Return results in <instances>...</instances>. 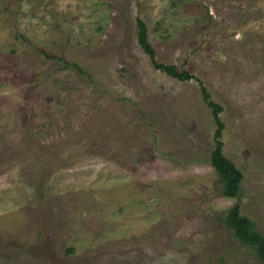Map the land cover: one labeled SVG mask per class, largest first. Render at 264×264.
<instances>
[{
	"label": "rangeland",
	"instance_id": "1",
	"mask_svg": "<svg viewBox=\"0 0 264 264\" xmlns=\"http://www.w3.org/2000/svg\"><path fill=\"white\" fill-rule=\"evenodd\" d=\"M236 203L264 235V0H0V264H264Z\"/></svg>",
	"mask_w": 264,
	"mask_h": 264
},
{
	"label": "trees",
	"instance_id": "2",
	"mask_svg": "<svg viewBox=\"0 0 264 264\" xmlns=\"http://www.w3.org/2000/svg\"><path fill=\"white\" fill-rule=\"evenodd\" d=\"M136 24L138 27V44L142 50L148 54L155 68L165 71L170 76L179 80H186L192 77L185 70L178 71L173 64L158 62L155 59V51L148 41L145 23L140 18H137ZM200 85L203 100L210 107L216 125L213 134L214 147L211 151L210 163L217 171L220 181L222 182L223 194L226 196H237L242 174L236 165L223 154L222 132L224 123L220 118L222 106L210 98L208 91L201 82ZM226 222L234 230L236 237L241 240V242L254 246L258 257L264 262V235L252 226L253 224L248 217L240 214L239 205L237 203L228 209Z\"/></svg>",
	"mask_w": 264,
	"mask_h": 264
}]
</instances>
